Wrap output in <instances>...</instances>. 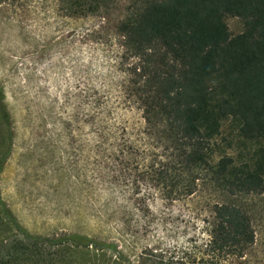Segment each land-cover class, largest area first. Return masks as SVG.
I'll use <instances>...</instances> for the list:
<instances>
[{"label":"trees","instance_id":"1","mask_svg":"<svg viewBox=\"0 0 264 264\" xmlns=\"http://www.w3.org/2000/svg\"><path fill=\"white\" fill-rule=\"evenodd\" d=\"M63 2L72 17L101 15L104 22L92 33L105 34L95 41L116 49L109 75L116 71L119 88L104 76L100 90L87 89L88 103L98 95L92 100L98 115H111L108 98L114 91L119 104L123 98L135 105L145 121L142 144H132L123 136L126 128L111 119L89 120L117 178H133L136 186L147 180L170 200L193 196L210 183L236 201L214 205L204 249L177 258L147 250L145 260L248 264L256 230L237 201L264 193V0H130L124 10L119 3L126 0ZM227 16L242 18L244 30L232 35ZM93 112L89 108L87 115ZM10 122L1 87L0 123L7 130L0 173L12 147ZM136 200L144 210L147 197ZM68 245L123 257L113 243L85 235L29 232L0 193V264H64Z\"/></svg>","mask_w":264,"mask_h":264},{"label":"rangeland","instance_id":"2","mask_svg":"<svg viewBox=\"0 0 264 264\" xmlns=\"http://www.w3.org/2000/svg\"><path fill=\"white\" fill-rule=\"evenodd\" d=\"M63 1L0 0V88L12 130L1 197L31 233L85 235L113 243L123 256L68 245L64 264H152L145 260L147 250L169 258L194 255L208 242L214 205L233 198L206 183L193 196L170 200L147 180L136 186L133 178H117L89 120L111 119L126 128L123 136L132 144H142L145 121L135 105L123 98L119 104L114 91L108 98L111 115H98L92 102L98 95L88 103L87 89L100 90L104 76L119 88L116 71L109 75L116 49L95 41L105 34L92 33L104 22L101 15L72 17ZM128 3H119L121 10ZM226 22L232 35L244 30L238 16ZM89 108L94 116L87 115ZM6 130L0 123V151ZM140 196L147 197L142 211ZM237 202L250 212L256 230L248 264H264V193Z\"/></svg>","mask_w":264,"mask_h":264}]
</instances>
